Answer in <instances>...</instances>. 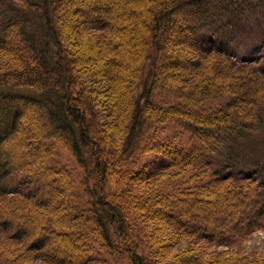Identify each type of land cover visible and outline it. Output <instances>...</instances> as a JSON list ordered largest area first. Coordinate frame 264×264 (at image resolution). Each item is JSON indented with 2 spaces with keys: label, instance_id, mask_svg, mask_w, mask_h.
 Instances as JSON below:
<instances>
[{
  "label": "rangeland",
  "instance_id": "rangeland-1",
  "mask_svg": "<svg viewBox=\"0 0 264 264\" xmlns=\"http://www.w3.org/2000/svg\"><path fill=\"white\" fill-rule=\"evenodd\" d=\"M97 1L100 0H58L54 12L58 24L63 26L60 37L71 55L69 65L79 74L76 92L82 85L93 90L96 118L91 119V112L87 118L91 119L97 143L109 152L108 149L120 146L128 136L135 117L136 84L142 78L141 61L147 55H155L158 48L156 26L150 20L163 11L162 0H126L125 7L117 13L113 11L115 0H102L107 9L101 14ZM173 2L176 3L171 15L173 21L166 22L161 31L164 36L158 57L160 80L148 94V104L155 112L148 115L149 129L138 130L136 152L116 167L126 175L110 178L111 194L122 200L126 217L133 223L130 235L139 240V249L148 253L154 264H264V225H253L262 208L258 205L260 198H250L253 206L244 202L232 208L235 225L224 232L229 240L222 234L214 238L203 230L190 229L197 220H193L195 213L191 209L195 205L204 210L203 201L223 197L221 201H226L223 206L226 207L231 199H244L247 193L243 191H256L258 186L252 180L220 179L222 176L214 171L216 165L202 162L204 149H200L194 135L196 128L186 121L187 117L198 114L213 119L212 124L199 130L208 139L206 144L211 150L219 149L221 142L212 139L226 141L223 132L229 129L220 111L228 108L231 115L242 118L244 111L250 112L264 101L261 98L264 82L258 89L259 104L251 97L232 105L234 93L230 88H221L216 96L200 93L202 82L213 78L205 73L214 71L218 65H234L213 49L214 45L239 59L256 60L264 70V14L257 10L258 6L250 7L243 20L247 25L237 35L228 31V15L207 17L198 14L199 8L194 9L186 0ZM261 8L264 11V6ZM136 17L140 36L135 33ZM32 28L31 35H39L38 25ZM11 41L17 42L16 37L8 33L0 36V78L19 64L15 56L8 54ZM33 62L30 61L31 65ZM225 73L216 76L219 82L229 80V73ZM47 99L41 98L48 103ZM44 109L45 106L30 104L17 133L1 148L5 159L15 166L18 192L0 196V204L5 203L9 210L12 207L19 217L5 216L0 205V219L7 218L2 224H11L6 232L9 236L0 237V264H137L122 251L121 239L113 225L109 234L116 247L111 248L95 224H90L91 220L75 221L82 226L79 231L71 228L70 221L74 220L61 221L63 228L50 224V215L67 213L64 207L54 209L66 195L84 213L96 209L92 203L97 174L93 167L83 165V158L74 154L60 137L47 139L53 125H43L49 123L41 115ZM189 153L194 156L190 157ZM109 159L115 162L112 153ZM28 201L37 204L36 209L45 214L44 224L49 231L43 227L32 231L31 223L21 217L18 203ZM196 253L200 255L197 258Z\"/></svg>",
  "mask_w": 264,
  "mask_h": 264
},
{
  "label": "trees",
  "instance_id": "trees-1",
  "mask_svg": "<svg viewBox=\"0 0 264 264\" xmlns=\"http://www.w3.org/2000/svg\"><path fill=\"white\" fill-rule=\"evenodd\" d=\"M57 1L22 0V2H17L16 0H0V36L8 33L12 37H16L17 42L12 43L11 41L10 48L8 47L11 52H7L19 61L16 69L10 70L8 74L0 78V196L18 192L14 180L15 166L11 161L5 159L1 148L6 140L17 133L22 115L30 104L45 106L41 115L49 123L43 125H53L47 139L60 137L63 142L70 146L74 154L78 155L79 158H83V165L93 167L94 173L97 174V188L94 190L95 201L92 203L96 209L92 213H84L82 209L80 210L81 207L75 206L71 202L70 196L66 195L63 197L64 201H61L62 204L60 205L58 202L54 209L64 207L67 213L62 216L55 215L54 217L50 215L52 219L50 224L58 227L61 226L60 223L63 220H74L70 221L72 227L70 224L67 226L79 231L82 226L79 222L75 223V221L91 220L92 223H89L95 224L97 229L101 231L107 245L116 247L109 234L110 226L113 225L115 234L121 239V248L123 249L121 250L123 252L133 258L137 264H154L152 257L139 249V240L131 237L130 232L133 223L126 217L122 200L117 198L115 194H111L109 181L113 176L120 178L126 175V172H122L116 167L119 163H123L126 157H131L136 152L138 130L149 129L150 127L148 115L153 116L155 110H153L154 107L148 104L150 101L148 94L151 88L155 87L160 80L158 57L160 56L159 53H162V37L164 36L161 31L163 32L164 27H166V22L171 23L173 21L171 15L176 3L173 2L174 0H162L160 2L162 15L155 16L153 20H150L151 23H154V27L156 26L157 52L155 55L145 56L144 60L142 59L143 62L141 61L140 72L142 78L136 84L135 117L131 123L128 136L120 146H113V148L110 146L111 149H108L109 152H107L106 148L97 143L91 124V119L96 118L93 90L85 89L82 85L81 89L76 92V85L80 83L78 80L79 74L69 65L72 62V60L70 61L71 55L64 49L65 45L60 37L63 33V26L58 24L59 18L57 13L54 12ZM100 1L96 3H98L102 14L107 8ZM125 2L126 0H115L116 7L113 11L117 13L120 8L125 7ZM185 3L188 5L193 4L194 9L199 8L198 14L204 13L207 17L211 14V17L213 15L221 17L228 15L230 17L228 22L230 29L228 31L237 35L247 25L243 20L250 7L258 6L257 10L264 14L261 8V6H264V0H186ZM220 21L222 22V20ZM35 24L38 25L40 30L37 36L31 35L32 27ZM134 25L136 35L140 36L141 28L137 26V17ZM136 41L138 42L137 37ZM214 46L213 49L223 53L234 62V65H232L233 67L226 66L227 64L225 66L218 65L214 68V71L208 72L209 74L204 72L213 78L202 82L201 96L205 94L206 96L208 94L216 96L217 91H221V88L223 90L230 88L234 93L231 99L232 105H237L241 103V100L251 97L257 102V98L260 97L257 96L258 89L264 82L262 80L264 70H261L259 63L256 60L245 61L239 59L237 55L234 56L225 49L218 47V45ZM30 61H34V64L31 65ZM248 63L253 64V67H248ZM222 72L223 74L225 72L229 73V80L219 82L218 79L220 78L216 76ZM42 97H48V103L42 102ZM261 98L264 100V96H261ZM257 103L259 104V102ZM187 106H190V104ZM174 109L176 108L174 107ZM88 112H91V119L87 118ZM220 112V117L229 129L223 132L227 138L226 141L212 139V141L221 142L222 145L219 149L215 147L213 150L206 144L208 139L204 135H200L199 130L212 124L213 119L198 113H196L198 115H192L191 118L187 117L188 125L196 128L193 132L201 144L200 149L205 150H202L205 157H201L202 162L205 165H209L211 162L216 165L214 171L220 177L222 176L219 177L222 180L233 179L239 182L252 180L258 186V191L256 186V191L254 189L251 192L243 191L247 193L244 199L238 201L231 199L226 207H223L226 201H221L223 197H216L211 199L212 203H210V199L202 202L204 210L197 208V205L191 208L195 213L193 220H197L195 223H191L190 229L203 230L204 234L214 236V238H220L221 234L228 237V234L225 235L224 232L228 230L229 226L235 225L232 221L234 220L232 208L244 202L253 206L250 198H260L262 200L258 203L262 207L261 211L253 225L256 227L264 225V101L250 112L246 111L245 113L244 111L242 118L234 114L231 115L228 108H224ZM223 127L225 128V126ZM261 130L262 132H260ZM252 144H255V146H251ZM110 153L114 155L115 162L110 161ZM193 154L189 153L190 157L194 156ZM211 155L213 157H210ZM43 162L41 160L40 164ZM41 166L44 167V163ZM34 170H37V168L34 167ZM126 196L130 197V195ZM215 199L218 200L216 204ZM204 202L206 203L204 204ZM0 205L4 207L5 216L19 217V213H15L12 207L9 210L7 206H4L5 203ZM18 205L21 206V217L31 223L32 231H38L42 227L44 231L50 230V228L45 227V214L36 209L37 204L28 201V203H18ZM152 206H154V203H152ZM152 209L156 208L153 207ZM39 217L41 218L40 222ZM2 218L0 219V237L7 238L9 234H6V232L11 229V224H4V222L2 224V221H7V218H3V220ZM63 226L65 225L63 224ZM63 226L61 227L63 228ZM207 229L211 231L207 232ZM4 233L6 236H4ZM235 233L233 235H236ZM233 235L231 233V237ZM198 256L200 255L196 253V258Z\"/></svg>",
  "mask_w": 264,
  "mask_h": 264
}]
</instances>
